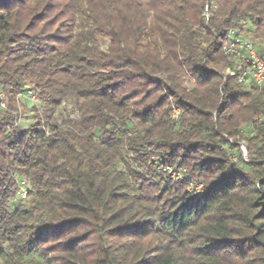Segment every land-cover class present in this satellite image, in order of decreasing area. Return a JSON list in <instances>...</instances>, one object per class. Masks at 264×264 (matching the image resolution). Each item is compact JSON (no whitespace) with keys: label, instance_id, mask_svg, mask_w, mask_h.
Returning a JSON list of instances; mask_svg holds the SVG:
<instances>
[{"label":"trees","instance_id":"1","mask_svg":"<svg viewBox=\"0 0 264 264\" xmlns=\"http://www.w3.org/2000/svg\"><path fill=\"white\" fill-rule=\"evenodd\" d=\"M230 30L264 54V0H0L4 264H264V87L225 74Z\"/></svg>","mask_w":264,"mask_h":264},{"label":"built area","instance_id":"2","mask_svg":"<svg viewBox=\"0 0 264 264\" xmlns=\"http://www.w3.org/2000/svg\"><path fill=\"white\" fill-rule=\"evenodd\" d=\"M208 15V12L205 11V18H208ZM223 53L230 62V66L225 70L228 77L234 78L236 83L243 87H264V54L258 53L254 44L247 37L237 33L236 30H230L226 35ZM26 95L30 101H35L34 92L29 91ZM178 114L177 109L172 110L173 119H176ZM70 117L74 118L75 116L71 114ZM240 152L243 160L247 162L246 152L242 147ZM233 160H235L234 157ZM159 171L170 180L186 182L183 178L185 172L182 174L169 166H161ZM188 186L190 192H198L201 189L200 184L191 183Z\"/></svg>","mask_w":264,"mask_h":264},{"label":"rangeland","instance_id":"3","mask_svg":"<svg viewBox=\"0 0 264 264\" xmlns=\"http://www.w3.org/2000/svg\"><path fill=\"white\" fill-rule=\"evenodd\" d=\"M248 28L250 29V27L248 26ZM260 48H264L263 46H261ZM185 87H187V85L185 84ZM27 96V95H26ZM0 98L3 100V105L5 106V104L7 105L9 102L8 100L5 99V95L0 94ZM16 108L18 109V124L21 127H27L30 126L31 124H33L34 122V112H33V107L37 108V109H41V105L38 102H30V100H27L26 98L23 97V95H19V97L16 98ZM254 120H259L261 121V118H256ZM243 132L240 131L241 134L243 135H247L249 137H251L253 135V132L251 130V128H253L252 124L246 125L245 127H241ZM229 140V139H228ZM231 142H234V144H236L237 146H239V149H241V147L244 149V151L246 152V157L245 159L247 160V162H249V150H248V144L246 142H241V141H235L233 139H230ZM176 170V169H175ZM180 173L183 174V170L179 169L178 170ZM160 173V172H157ZM185 174V173H184ZM184 176V175H183ZM24 181V184H23ZM194 183V182H193ZM18 193L15 197V204L18 205L20 204V202H24L25 200H27L28 198V194H26L28 192V183L27 180L25 178H19L18 179ZM0 252L2 255L7 256L10 255V251L5 247H1L0 248ZM4 259V258H3ZM2 258H0V264H4V260Z\"/></svg>","mask_w":264,"mask_h":264}]
</instances>
